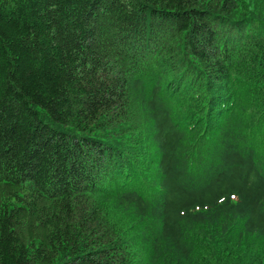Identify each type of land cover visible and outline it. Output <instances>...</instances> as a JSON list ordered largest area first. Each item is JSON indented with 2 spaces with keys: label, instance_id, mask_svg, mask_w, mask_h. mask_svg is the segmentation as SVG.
<instances>
[{
  "label": "trees",
  "instance_id": "16d2710c",
  "mask_svg": "<svg viewBox=\"0 0 264 264\" xmlns=\"http://www.w3.org/2000/svg\"><path fill=\"white\" fill-rule=\"evenodd\" d=\"M0 264H264V0H0Z\"/></svg>",
  "mask_w": 264,
  "mask_h": 264
}]
</instances>
